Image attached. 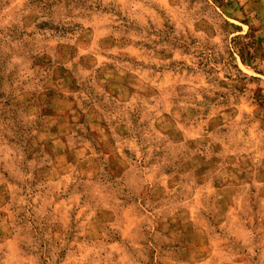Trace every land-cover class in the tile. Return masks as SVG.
Here are the masks:
<instances>
[{"label":"rangeland","instance_id":"obj_1","mask_svg":"<svg viewBox=\"0 0 264 264\" xmlns=\"http://www.w3.org/2000/svg\"><path fill=\"white\" fill-rule=\"evenodd\" d=\"M0 264H264V0H0Z\"/></svg>","mask_w":264,"mask_h":264}]
</instances>
